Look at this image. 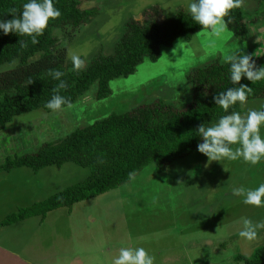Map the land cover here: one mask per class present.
<instances>
[{
  "label": "rangeland",
  "instance_id": "374dc122",
  "mask_svg": "<svg viewBox=\"0 0 264 264\" xmlns=\"http://www.w3.org/2000/svg\"><path fill=\"white\" fill-rule=\"evenodd\" d=\"M189 2L81 0L83 9L102 10L97 19L80 27L70 40H66L68 34L62 37L64 31L55 30L52 34L58 44L70 42L64 45L68 62L76 55L85 66L97 52L111 54L124 22L130 18L143 21L144 9L159 7L161 22L179 8L187 11ZM258 5V0H244L241 7L245 21L255 18L253 25L248 24L244 41L234 39L228 30L216 35L202 29L188 40L177 38L170 45L160 46L159 58L154 62L144 58L132 74L110 80L109 93L102 99H95L94 87H90L71 108L56 112L38 109L13 117L0 131V164L6 158L33 153L42 144L61 139L109 114H121L141 104L159 100L183 108L190 101L185 75L212 60L224 63L227 55L238 50L263 64L264 10L254 11ZM261 105L263 98L240 104V113L260 110ZM261 135L264 137V128ZM251 166L243 160L209 163L197 149L161 172L154 171L149 164L129 182L74 204L69 213L58 208L41 221L30 218L8 227L11 235L15 233V244L24 246L22 250L16 249L19 255L15 257L6 251L8 233L0 228V264H111L119 250L126 247H143L155 257V264H242L233 257H248L257 247L264 248V229L258 230V239L252 242L239 237L242 218L254 223L264 221V206L241 203V219L231 220L226 228L225 220L219 226L210 225L205 233L198 228L208 224L209 214L199 207L203 192L198 188L205 189L206 199L213 195L218 205L231 207L233 201L240 203L243 199L234 196L233 190L225 191L233 184L255 189L264 183V160ZM244 168L248 170L246 179L237 183ZM87 174L86 168L72 163L44 167L37 172L27 168L0 172V220L18 207L82 181ZM234 216L231 214V218Z\"/></svg>",
  "mask_w": 264,
  "mask_h": 264
},
{
  "label": "trees",
  "instance_id": "16d2710c",
  "mask_svg": "<svg viewBox=\"0 0 264 264\" xmlns=\"http://www.w3.org/2000/svg\"><path fill=\"white\" fill-rule=\"evenodd\" d=\"M27 2L30 0H0V20L12 19L13 9L16 10L14 14L19 15ZM258 2L254 9L257 13L264 10V0ZM53 4L61 15L49 21L43 34L37 37V44H32L28 36L15 33L5 36L0 30V131L15 116L38 109L52 111L45 105L55 94L73 104L94 87L95 99H102L109 93L110 80L132 74L144 58L151 62L157 60L160 46L170 45L177 38L188 40L193 33L204 29L181 8L158 22L161 9L152 6L141 12L143 21L130 18L124 22L111 54L104 56L97 52L77 71L72 61L65 58V46L70 42L58 44L52 32L64 31L62 37L68 34L66 40H70L80 27L96 20L102 10L98 7L83 9L81 0H53ZM225 20H231L228 32L238 41L248 37V24L255 23V18L245 21L241 7L233 9ZM20 41L27 42V47H21ZM253 61L256 68L264 66V61L263 64ZM229 69L228 63L212 60L190 70L185 75L190 101L183 108L159 100L141 104L121 114H109L61 139L44 143L33 153L6 158L0 164V172L18 168L37 172L44 167L72 163L86 168L88 174L82 181L47 198L7 213L0 220V226L30 218L41 221L47 213L58 208H65L69 213L74 204L129 182L149 164L154 171L161 172L176 160L191 155L202 142L196 132L199 125L204 123L207 127L223 115L240 112L239 103L226 113L213 100L216 94L239 86L230 81ZM50 70L60 71L63 76L60 80L53 79ZM61 80L67 87L55 93L53 90ZM239 84L253 89L247 102L264 99V80L251 83L242 77ZM233 259L242 264H264V248L257 247L250 256L235 255Z\"/></svg>",
  "mask_w": 264,
  "mask_h": 264
},
{
  "label": "clouds",
  "instance_id": "9594fccd",
  "mask_svg": "<svg viewBox=\"0 0 264 264\" xmlns=\"http://www.w3.org/2000/svg\"><path fill=\"white\" fill-rule=\"evenodd\" d=\"M244 0H190L187 11L193 21L201 28L209 29L216 35L228 30L231 20H225L233 9L240 8ZM22 12L15 15L12 10V19L0 20V30L7 36L15 33L19 36H28L32 44L39 43L37 37L41 36L47 28L50 20L60 17L61 13L55 8L53 0H30L23 4ZM21 47H27V42L20 41ZM74 70H81L83 61L76 55L71 57ZM225 63L230 65V81L238 87H230L213 97L215 105L222 108L226 113L228 109L237 103L243 105L247 102L248 95L253 89L246 85H240L242 77L251 83L264 80V66L256 68L251 55L238 50L225 57ZM49 74L53 79L60 80L63 73L50 70ZM31 84V83H30ZM66 83L61 80L53 91L58 93L60 89L66 88ZM89 91V90H88ZM178 95H180L178 93ZM72 107L70 100L55 94L46 103L45 107L56 112L62 110V106ZM264 128V105L260 110L249 109L245 114L232 112L223 115L215 124L205 126L199 125L197 133L201 143L197 151L212 161L228 159L232 161L243 160L250 164H257L264 160V137L261 129ZM178 183H180L178 181ZM233 195L242 197L245 205L262 207L264 206V183L259 184L255 189H246L243 186L233 189ZM243 228L238 233L242 239L252 242L258 239V230L264 229V221L254 223L248 218H242ZM3 227V226H0ZM111 264H155V257L149 255L143 247H126L119 250Z\"/></svg>",
  "mask_w": 264,
  "mask_h": 264
},
{
  "label": "crops",
  "instance_id": "0c3cea01",
  "mask_svg": "<svg viewBox=\"0 0 264 264\" xmlns=\"http://www.w3.org/2000/svg\"><path fill=\"white\" fill-rule=\"evenodd\" d=\"M264 54L262 55V58H263ZM255 165L252 164L251 168H253ZM244 172V174L241 176L242 172L240 175H238L237 177V183L240 182L241 178H244L246 179V172L248 171L247 168H244L242 170ZM259 182L256 183V185H258ZM233 187H231L230 189H227L225 191H229V192H232L231 190H233L234 188H239L238 186L236 185H232ZM200 190V192L202 191L203 192V196L201 198V202H199V207H203L204 209V213L205 211L207 212V214H209V220H208V224L205 223L202 228H198V230L202 231V232H205V233H208L209 230L208 227H210V225L212 226H219L221 224V222H223L225 220V228L230 226V221L233 220V219H241V211H238L239 209H241L243 206L241 205L242 201H240V203L238 202H232L231 203V207H228V204H226L225 206H220L217 204V199L214 198V196L212 195V197L206 199V191L205 189L203 188V190H201V188H198ZM219 191H217L218 193ZM216 193V194H217ZM235 214L234 218H231V214ZM205 216V215H204ZM203 216V217H204ZM210 219H212L210 221ZM26 220L22 221V222H19V223H15V224H12L10 226H7L5 228V226L0 227L2 228L4 231V233H8V236H7V239H8V245L5 247L6 251L11 254L13 257L19 255V252H17L16 249H20L22 250L24 246H19V245H16L15 244V239H16V236H15V233H12V235L8 232V230L10 228L8 227H11L14 225V227L18 224H21L23 222H25ZM13 228V227H11ZM10 235V236H9Z\"/></svg>",
  "mask_w": 264,
  "mask_h": 264
}]
</instances>
